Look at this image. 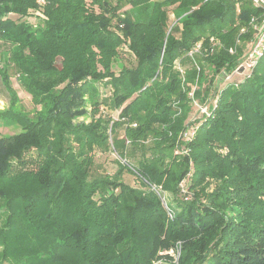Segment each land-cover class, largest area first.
<instances>
[{
	"label": "trees",
	"instance_id": "16d2710c",
	"mask_svg": "<svg viewBox=\"0 0 264 264\" xmlns=\"http://www.w3.org/2000/svg\"><path fill=\"white\" fill-rule=\"evenodd\" d=\"M252 18L250 0H0V119L20 125L0 136V264H175L177 245V264H264V53L220 82ZM123 48L135 64L115 72ZM97 151L118 155L113 174Z\"/></svg>",
	"mask_w": 264,
	"mask_h": 264
},
{
	"label": "rangeland",
	"instance_id": "374dc122",
	"mask_svg": "<svg viewBox=\"0 0 264 264\" xmlns=\"http://www.w3.org/2000/svg\"><path fill=\"white\" fill-rule=\"evenodd\" d=\"M129 5H126L125 7H123L122 9L126 10V8H128ZM168 12H169V16H168V23L169 25L173 24V22L175 21L178 13L176 11H172L171 8H168ZM128 13L130 14H134L135 13L131 12V10L128 11ZM180 14V13H179ZM30 20L34 23H38V20H35L34 18H30ZM174 33L176 35H178L177 32L174 31ZM242 43V42H241ZM242 46V50L245 51L247 50L245 47V44H241ZM10 45L7 43H4L2 41H0V62L3 61L4 56L7 55L8 50H9ZM243 58V57H242ZM135 64V59L133 57V55L125 50V48L120 49L117 55V58L115 59L113 65H112V69L115 72H118V70L122 67V66H132ZM241 65L239 66L237 73H234L232 75V78L230 81H226V80H221L220 82L221 85L232 82V81H237L240 82L245 75V68L242 69V71H239ZM244 73V74H243ZM232 74V73H231ZM9 76H10V81H11V85L12 87L15 89L16 94H17V103H16V110H19L20 112H23L24 114H29L30 116H32L37 110L40 109V105H35L32 102L31 99V95L23 88V86L17 81V77H16V72L14 71L13 68L9 69ZM227 73H225L223 75V77L226 78ZM222 79V78H221ZM98 88L100 91V98H102V96H105L107 94H109V88L106 87L104 84H100L98 83ZM192 100V112H190V116L192 119L195 118H200L201 119V112L202 108L204 106H201L197 103H195V100ZM9 104V94L1 80L0 77V110L6 109L8 107ZM101 110L103 114H110V116L114 119L117 118V114L118 111L117 110H108L107 108H105L103 105H101ZM90 115H79L77 117V120H83L85 122H88L90 119ZM20 130V125L17 123H8V121H4L2 119H0V136L2 135H10L12 133H15L17 131ZM117 134L118 136H122L123 134V127H119L117 129ZM129 148V146L127 147ZM128 152V150H127ZM95 158H96V164L94 166V168L96 169V171L98 172H102V173H108V174H113L116 169H117V159H119L118 155L115 152H101V151H97L95 154ZM123 161V160H122ZM132 162L134 160H131ZM125 162V161H123ZM122 179L130 184V185H139L136 178L134 177V175L128 173V172H123L122 173ZM1 210V209H0ZM3 211L1 210L0 212V223L2 221L3 218ZM177 260H178V256H176V258H174V263L177 264Z\"/></svg>",
	"mask_w": 264,
	"mask_h": 264
},
{
	"label": "built area",
	"instance_id": "2783aa9c",
	"mask_svg": "<svg viewBox=\"0 0 264 264\" xmlns=\"http://www.w3.org/2000/svg\"><path fill=\"white\" fill-rule=\"evenodd\" d=\"M252 5L254 7L259 8L262 11V18L260 20H257L256 18L251 19V26L253 29V38L248 43V49L243 55L242 61L237 64V66L230 72L225 71L227 73L225 80H230L232 78V75L234 73H237V70L239 66H243L245 68V72H247V75L251 73L253 70V67L255 66L258 58L264 53V0H250ZM241 31H244V28H241ZM200 47V43L198 42L193 49L189 51V54L192 55L194 52H196ZM230 52H234L235 48L230 47ZM232 73V74H231ZM201 107V106H200ZM203 112H206V108H202ZM194 133V127L190 126L188 127L185 132L183 133V137L190 139ZM172 254H174L175 258L179 255V245H177V249H170L169 250Z\"/></svg>",
	"mask_w": 264,
	"mask_h": 264
},
{
	"label": "water",
	"instance_id": "95a60500",
	"mask_svg": "<svg viewBox=\"0 0 264 264\" xmlns=\"http://www.w3.org/2000/svg\"><path fill=\"white\" fill-rule=\"evenodd\" d=\"M242 69H243V66L240 67L239 71H242Z\"/></svg>",
	"mask_w": 264,
	"mask_h": 264
}]
</instances>
